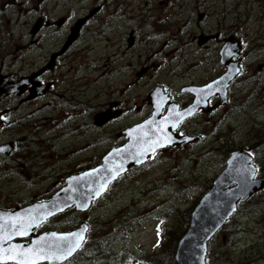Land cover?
Wrapping results in <instances>:
<instances>
[{
	"label": "rangeland",
	"instance_id": "374dc122",
	"mask_svg": "<svg viewBox=\"0 0 264 264\" xmlns=\"http://www.w3.org/2000/svg\"><path fill=\"white\" fill-rule=\"evenodd\" d=\"M97 6L100 11L89 18L68 54L66 67L60 70L68 87L81 85L83 103L69 104L71 109L66 110L79 112L82 123L77 126L90 142L104 136L107 144L117 131V127L105 128L94 136L91 127L87 131L92 113L102 106L119 102L124 118L134 121L139 117L135 106L146 111V96L155 86L169 90L178 101L186 98L180 96V87L191 81L203 85L214 77L222 68L219 40L198 48L190 41L192 35L218 32L219 39L233 35L243 44V73L230 89L227 102L183 126L186 136H199V141L167 147L152 162L124 174L87 211L69 210L37 231H68L83 222L88 225L86 243L63 264H174L176 236L187 229L192 208L224 168L229 152L249 149L259 173L264 171V0H0V73L12 79L38 65V50L28 46V24L37 17L44 14L48 19L66 17L75 22ZM201 14L205 16L199 21ZM130 38L134 39L131 47ZM170 42L175 47L172 51L168 50ZM54 44L58 45V38L50 34L42 40L43 48ZM89 77L95 85H90ZM108 87L109 93L105 91ZM9 99L18 106L13 118L20 117L19 132L25 135L37 131L42 118L52 119L48 125L57 122L63 111L61 103L46 109L45 98H26L21 104L17 98ZM4 100L0 95V101ZM25 146L34 148L27 142ZM48 146L55 148L36 152L32 164L16 172L0 164L1 210L49 197L64 186L66 176L80 171L81 163L100 152V147H87L77 155L80 145L72 142H65L64 150ZM38 156L48 159L39 167L35 166L41 160ZM49 186L52 189L46 193ZM163 230L158 245L157 233ZM206 255V264H264V191L238 206L208 242Z\"/></svg>",
	"mask_w": 264,
	"mask_h": 264
},
{
	"label": "water",
	"instance_id": "95a60500",
	"mask_svg": "<svg viewBox=\"0 0 264 264\" xmlns=\"http://www.w3.org/2000/svg\"><path fill=\"white\" fill-rule=\"evenodd\" d=\"M106 1V0H103ZM99 7L89 11L88 15L77 20L71 29V33L64 45L67 48L78 35L84 22L94 16ZM38 25L34 27L35 32ZM201 40L200 42H203ZM129 46L132 39H128ZM238 50V49H237ZM237 50L232 52L230 44L224 46L221 52V62L227 67V72L221 77L201 88L187 89L195 95L194 103L180 112L171 111L160 115L162 109V97L160 88L152 91L147 99L153 106L152 116L144 122L130 128L123 134L128 141L119 148L111 149L103 158L102 164L94 169L76 173L65 179V185L48 201L35 203L26 208L16 209L12 212H0V238L5 235L10 238L0 239V255L7 249L8 255H17L27 249H33L39 253L36 264H62L72 257L79 249L76 248L71 255H67V248L74 245L77 235L81 234L80 246L84 240L87 229L85 224L69 232H44L33 234V231L47 219L72 207L76 211H86L92 202L100 198L106 191L110 182L120 174L126 172L132 166L143 163L155 150L166 145H178L184 141H194V138L176 137L170 132L176 127L178 121L193 114L200 107L205 108L207 98L215 94L224 102L225 88L238 73L236 63H231L232 55H237ZM226 52H232L226 55ZM45 70V69H43ZM33 74L29 79L35 77ZM18 88L19 92L30 82ZM43 91V89H41ZM2 90H0V93ZM38 94L37 87L30 89L28 99ZM175 107V106H174ZM113 118L108 113H100L95 117V124L101 125ZM175 120V121H174ZM255 168L250 164V158L242 150L234 151L226 160L224 170L213 180L209 191L204 194L193 208L189 220V226L185 234L178 240L174 252L176 264H205V248L207 241L229 219L236 208L237 203L246 201L250 196L262 189L264 177L253 179ZM26 229V234L21 235V228ZM29 237V244L10 241L15 238ZM14 246H19L17 252H13ZM39 257H48L41 259ZM63 257V258H58ZM19 259H23L19 257ZM30 259L33 257H29ZM14 260L0 261V264H9Z\"/></svg>",
	"mask_w": 264,
	"mask_h": 264
},
{
	"label": "flooded vegetation",
	"instance_id": "af4514ba",
	"mask_svg": "<svg viewBox=\"0 0 264 264\" xmlns=\"http://www.w3.org/2000/svg\"><path fill=\"white\" fill-rule=\"evenodd\" d=\"M204 16H205L204 14L199 15L198 20L200 21ZM89 21L90 19L84 23V26L78 32L77 38L67 48L63 49L64 44L75 22L74 21L69 22V20L66 19V17H61L58 20L48 19L46 18V16H44V14H42L41 16L37 17L34 22H31L28 24L29 34H31L30 39L28 41V46L29 44L31 45L29 47L30 50H32L33 47H35L34 50L36 49L38 50L37 52V57L39 59L38 65L34 68V70L31 69V66L27 69L22 70V73L20 76L17 77L15 74L14 78L12 79L10 78V75L7 73H2V74L0 73L1 74L0 76H3V78L0 77L1 87L3 88V92L1 95H2V98H5L4 101H0V145L4 146L3 152L0 153V164H2L3 166H7L5 167L6 170L16 172L20 168L23 169L26 166L31 165L32 157L36 155V152H39L42 149H45L46 151H51L53 148H55V147H49L48 144H50L51 146H56V148L60 150H64L66 149L65 142H72V143L78 144V146L80 145L79 152L77 153V155L84 152L87 147L88 148L92 147V149H96V150L99 149L100 147V152H97L91 158V160H87L80 164V168H82L80 171L88 170L90 168H93L99 165L101 163L103 156H105V154L108 153L111 149L119 148L126 143L127 139L123 134L125 131L129 130L130 128H133L137 124H140L144 120H147L151 117L153 113V106L150 104V102L147 99H146L148 101L147 106L145 105L147 109L146 111L141 112V107L135 106L134 108L135 111H139V117L134 121H129L126 118H124V114L122 110L119 109V105H118L119 102H113L112 104L107 105V108H105V106H102V110H98L96 113L94 112L92 113L91 115L92 124L87 125L86 128H87V131H90V127H91V132L93 133V136H94V134L97 135L96 132L101 131L103 133V130L105 128L109 130V129H113L117 127V131L114 132V135H112V137L110 138V142L106 144L105 142L106 139L104 136L95 137L92 139L91 142L88 138H85L86 136H84V134H86V132L83 131V128L81 126H77L78 123H82L81 121H79V119L81 118V115L79 114V112H77L76 114H73L72 110H71L72 112H69V113L66 110V108L69 110L71 109L69 104H71L74 107L75 105L80 106L83 103L81 101V98H82L81 85H79L78 89H76L73 85L68 87V83H67L65 76H60V70L66 67V61L68 59V54L77 45L81 37L83 29L85 28L86 24L89 23ZM36 25H38V28L35 32H33L34 27ZM48 34H50L51 37L58 38L57 46L54 44L46 48L42 47V40ZM219 38H220V35L217 32L213 34H202L198 37L196 35H192L190 38V41L196 42L198 48H201V47H204L205 44L208 42L219 40L217 41L219 43L217 54L219 58V64L222 66V68L217 71V73L214 75V77L210 81H213L214 79H216L217 77H219L226 71V67L220 62V58H221L220 52L222 48L226 45V42L228 41V43L231 46V49H233L234 45L238 47V53L235 57L231 58V61L236 62L237 66L239 67V72L226 89L225 101L224 103L220 104L221 99L219 96H211L206 101V106H205L206 109L200 108L190 118H187L179 122L174 128V130L172 131V133H175L180 136H186L188 131H186V129L183 130V126L185 125L186 121L191 118H195L196 116L200 114L210 113L216 107L224 105L227 102L228 93L230 89L233 86H236L238 84V81L240 80L239 75L243 73V70L241 69L242 50H243L242 41L239 38L234 37L233 35H230L223 39L221 37L222 41H220L221 39ZM201 40H204V41L200 42ZM133 44H134V39H133L132 44L129 47H131ZM169 45L170 46L168 50L172 51L175 48L174 44L170 42ZM88 48L89 50H91L92 45H90ZM257 67H258V70L262 69L261 65ZM33 74H36V75L33 79L30 80V84L35 82V84H37L39 88L41 86H44L45 88H44V92L39 94V96L37 95L32 100H39V99L45 98L46 101L43 106L46 107V109H48L50 105L53 109H55L57 105L61 103L63 104V111L59 112L60 115L56 119L57 122L54 121V123L52 124L54 126L53 129H52V125L50 124L48 125V123H50L52 119L42 118L40 121V123L42 124L39 125V127L37 128V131L33 130V132L30 133L29 135L28 134L25 135L22 132H19L18 127L20 126V123H21L19 122L20 117L13 118V114L17 111L18 106L14 104L13 101L9 98L10 97H14L15 99L17 98L18 99L17 104H21L24 101H28L26 100V97L28 96V89L30 88L29 85L23 87L25 91L20 95H18L16 92L11 93L10 91L13 89L17 81L22 80V79L24 80L26 79V77L33 75ZM22 75H25V76H22ZM89 82H90V85L96 84L94 82V79L90 77H89ZM203 85H196L193 83V81H191L189 84L180 87L179 89L180 96H185L186 98L180 99L178 101H176L172 97L169 90L164 91L162 87L155 86L151 91H153L157 87L161 89L160 95L162 97L163 105H162L160 115L161 116L166 115V113H168V108L170 107V105L176 106L178 110H182L188 107L190 104L193 103L195 96L193 93L188 92L187 89L191 87H200ZM105 91L109 93L111 92V89H109L108 87V89L107 90L105 89ZM52 95H54L55 98H51ZM87 98L90 99L91 96L89 95V97L87 96ZM10 102H12L11 105H10ZM104 112H107L108 114L113 115V118L105 124L96 125L95 124L96 115L99 113H104ZM7 117H11V119H6ZM87 118H88V114H87ZM72 122H75L76 125L71 124ZM45 126L47 127V130ZM71 126L73 127L71 128ZM56 128L59 130L54 131ZM62 129L65 131H63ZM17 134L19 135V137H17ZM109 134L111 135V132ZM4 135L7 136L5 137V139L7 140H2V137ZM56 139L57 141L55 144L54 142ZM84 139H85V142H84ZM86 139L89 140L87 143H86ZM25 142L33 145L34 148L26 147V146L24 147ZM57 142L60 143V145H58ZM24 148L26 150H24ZM165 149H167V147L156 151L154 154H152L149 157V159L144 164L131 167L124 174H127L128 172H131V171H136L144 167L147 163L152 162L155 159V157L161 151ZM239 149H245V148H239ZM239 149H236V150H239ZM245 150L251 156L252 162H253L252 151H250L249 149H245ZM232 152L233 150L229 152L228 156ZM38 159H41L39 160L38 163H35L36 164L35 166H38V167L40 166L41 162H43V160H48L41 156H38ZM256 172H257L256 177L264 176V171L259 173L258 166H256ZM124 174L121 175L118 180H121ZM117 181H115L111 185V187ZM51 189H52V186L47 187L46 193H48ZM263 191H264V188L262 189V192ZM147 194L149 195V193ZM146 196L147 195H145V198ZM47 198L48 196H43L37 199L36 202L44 201ZM242 204H239V205H242ZM15 207H18V206H15ZM2 210H10V209H2Z\"/></svg>",
	"mask_w": 264,
	"mask_h": 264
},
{
	"label": "snow or ice",
	"instance_id": "6c2138e0",
	"mask_svg": "<svg viewBox=\"0 0 264 264\" xmlns=\"http://www.w3.org/2000/svg\"><path fill=\"white\" fill-rule=\"evenodd\" d=\"M4 149L0 148V151H3ZM87 229H84V231H86ZM26 229H24L23 227L21 228L20 230V234L23 235V234H26ZM73 235H77V241L74 245H71L67 248L66 252H67V255H71V253L78 247H80V240L83 238L82 237V233L81 234H73ZM10 237L5 235L4 237L0 238L2 240H7L9 239ZM19 246H14L12 251L13 252H17ZM4 254L3 255H0V261H4V260H14L16 262V264H36V258L35 257H38L39 256V253H35V256H33V253H34V250L33 249H27L23 252H18V256L19 257H22L23 259H19L17 255H8L7 252L8 250L7 249H4L3 250ZM29 257H33V258H29ZM41 259H44V258H48V257H39ZM58 258H63V257H58Z\"/></svg>",
	"mask_w": 264,
	"mask_h": 264
},
{
	"label": "trees",
	"instance_id": "16d2710c",
	"mask_svg": "<svg viewBox=\"0 0 264 264\" xmlns=\"http://www.w3.org/2000/svg\"><path fill=\"white\" fill-rule=\"evenodd\" d=\"M184 230H185V228H183L179 233L182 232V233H181V235H182L183 232H184ZM162 238H164V230H163V232H162ZM178 239H179L178 236H176V240H178ZM162 241H163V240H162ZM97 243H98V242L95 243L96 248L98 247ZM98 244H99V243H98Z\"/></svg>",
	"mask_w": 264,
	"mask_h": 264
}]
</instances>
